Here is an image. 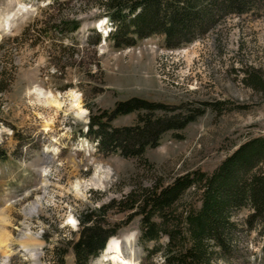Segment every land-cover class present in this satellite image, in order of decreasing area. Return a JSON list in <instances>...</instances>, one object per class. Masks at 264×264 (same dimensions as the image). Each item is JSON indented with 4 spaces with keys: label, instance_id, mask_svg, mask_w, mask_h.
Instances as JSON below:
<instances>
[{
    "label": "rangeland",
    "instance_id": "374dc122",
    "mask_svg": "<svg viewBox=\"0 0 264 264\" xmlns=\"http://www.w3.org/2000/svg\"><path fill=\"white\" fill-rule=\"evenodd\" d=\"M58 3L67 4L0 0V264H56V253L78 238L81 213L121 200L136 186H167L195 171L211 174L246 141L264 139V89L249 86V76L264 81V3L242 16L221 17L202 38L176 49H168L162 36L116 49L102 35L95 46L90 31L98 34L94 26L105 19L96 7L99 0ZM64 15L80 23L76 32L45 31ZM111 29L104 22L98 30ZM61 44L73 45L74 54L62 55ZM34 85L54 93L78 89L88 123L131 99L176 108V113L182 106L203 112L183 130L162 135L142 158H123L100 152L87 135L88 123L62 111L52 117L50 110L31 105L34 97L26 92ZM39 112L48 113L52 123L46 125ZM137 117L119 116L110 126L131 127ZM97 169L100 176L94 178ZM94 180L103 181L102 188L86 186ZM76 181L82 182L78 190ZM184 204L200 207L195 190L179 206ZM248 213L238 211L235 217L242 230L237 251L216 264H264V228H243ZM69 215L75 229L67 224ZM128 215L111 210L107 222L123 225ZM139 229L136 217L117 232L116 239L134 236L124 256L133 254L132 264H164L162 254L154 252L157 243L142 242ZM166 243L162 237L158 245ZM64 262L74 264L71 250ZM104 264L120 262L109 258Z\"/></svg>",
    "mask_w": 264,
    "mask_h": 264
},
{
    "label": "trees",
    "instance_id": "16d2710c",
    "mask_svg": "<svg viewBox=\"0 0 264 264\" xmlns=\"http://www.w3.org/2000/svg\"><path fill=\"white\" fill-rule=\"evenodd\" d=\"M58 1L54 0L58 7L67 4ZM261 3L264 0H99L96 7L112 27L107 39L113 48H131L138 41L162 36L168 49H176L202 38L221 17L245 15ZM66 16L56 19L54 27L45 31L63 32L65 36L76 32L80 23ZM90 32L96 35L94 45H98L100 35L94 30ZM73 48L61 44L59 51L62 55H73ZM249 86L261 91L264 81L252 75ZM209 106L205 104L204 108ZM175 110L140 99L119 102L110 113L90 117L87 135L96 141L102 153L139 159L146 149L158 146L162 135L183 130L203 112L188 106H182L177 113ZM157 112L163 115L157 116ZM133 113H138L134 126H110L117 117ZM190 190L198 195L199 208L192 204L179 206ZM111 210L128 213L127 221L111 226L107 222ZM242 210L249 211L243 228L248 231L258 226L264 228L263 138L240 145L211 174L195 171L175 178L167 186L160 183L150 188L136 186L121 200L81 213L78 238L66 242V248L56 253V264H65L64 255L69 250L74 264H90L106 242L136 217L140 219V240L157 243L154 252L162 254L164 264L228 262L238 248L242 230L235 217ZM162 237L167 238L165 246L158 245Z\"/></svg>",
    "mask_w": 264,
    "mask_h": 264
},
{
    "label": "clouds",
    "instance_id": "9594fccd",
    "mask_svg": "<svg viewBox=\"0 0 264 264\" xmlns=\"http://www.w3.org/2000/svg\"><path fill=\"white\" fill-rule=\"evenodd\" d=\"M26 95L34 97V99L29 100L31 105L45 110H50L52 117L62 111L64 117H67L71 114L77 120L88 123V110L84 106L83 94L76 88H70L63 93L59 91L54 93L51 89H45L39 85H34L29 91L26 92ZM37 115L42 121L45 122L46 125H50L52 123V119L49 118L48 113L39 112ZM49 130L50 129L47 126L43 128L44 132H48ZM51 151L56 152L58 150L51 149ZM98 176H100L99 169H97V171L94 173V178ZM80 183L82 182L76 181L73 187L77 188L78 190ZM67 224L75 229L77 222L69 215Z\"/></svg>",
    "mask_w": 264,
    "mask_h": 264
},
{
    "label": "bare ground",
    "instance_id": "6f19581e",
    "mask_svg": "<svg viewBox=\"0 0 264 264\" xmlns=\"http://www.w3.org/2000/svg\"><path fill=\"white\" fill-rule=\"evenodd\" d=\"M98 28L104 24V19L99 20ZM103 181H96L90 182L86 184V186L92 188H102ZM134 236H124L121 239H116L115 237L110 238L107 242V248L102 253L101 259L97 261L96 264H104L106 259H111L112 261H119L120 264H132L131 258H133V254H130L129 257H125L123 253V248L131 247L133 245ZM131 251V250H130Z\"/></svg>",
    "mask_w": 264,
    "mask_h": 264
}]
</instances>
